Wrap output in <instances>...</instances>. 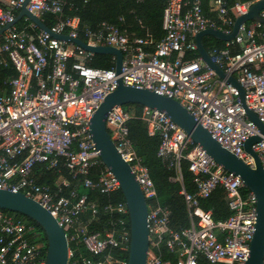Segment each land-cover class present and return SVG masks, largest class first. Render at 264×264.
Listing matches in <instances>:
<instances>
[{"label":"built area","instance_id":"obj_1","mask_svg":"<svg viewBox=\"0 0 264 264\" xmlns=\"http://www.w3.org/2000/svg\"><path fill=\"white\" fill-rule=\"evenodd\" d=\"M26 9L41 18L56 17L50 33L80 39L90 46H106L122 53L121 71L92 68L91 52L49 34L11 26L0 35V64L6 57L16 71L7 93L0 92V189L21 192L45 209L66 233L68 264H127L130 230L123 201L99 207L85 194L72 189L66 196L37 185L30 173L36 164L56 168L62 164L81 187L101 195L120 192L119 182L99 158L90 134V120L120 79L124 86L146 89L178 101L224 149L253 168L254 160L244 150L246 141L259 136L252 146L264 171V134L247 117L238 91L219 79L198 56L193 40L206 29L231 33L233 19L261 0L236 1L230 9L214 0L217 21L206 17L201 0H164L162 37H134L117 25L102 22L96 29H80L79 20L66 17L63 0H9L0 7V30L12 24L14 12ZM264 18V10L259 13ZM239 47L233 52L234 46ZM149 49L148 47H151ZM186 53L194 58L185 59ZM209 57L244 90L245 104L264 128V24L249 22L221 49ZM69 59L73 63L69 65ZM115 62V58L112 57ZM139 119L149 137L157 136L156 157L171 179L186 211L188 226L170 227V210L158 203L148 168L136 153L129 123ZM106 129L121 158L130 165L148 208L149 249L146 264H245L256 223V198L241 179L217 165L164 113L141 107L139 117L127 107L113 108ZM188 163L190 187L184 184L182 162ZM61 184L67 186L64 180ZM217 189L224 192L230 215L214 220L201 202ZM105 216L103 226L91 231V223ZM85 217L89 220L85 221ZM35 231L0 213V264H45L46 248L30 240ZM71 245V246H70ZM83 248L90 256L76 255ZM264 264V256L262 259Z\"/></svg>","mask_w":264,"mask_h":264},{"label":"water","instance_id":"obj_2","mask_svg":"<svg viewBox=\"0 0 264 264\" xmlns=\"http://www.w3.org/2000/svg\"><path fill=\"white\" fill-rule=\"evenodd\" d=\"M26 3L27 1L20 7V11L13 23L2 28L0 34L21 19L26 18L38 30L49 34L53 39L73 43L77 47L94 55L103 54L114 57L115 72L117 74L120 73L122 53L118 49L106 46H90L80 39L70 38L63 34L50 33L41 19L26 9ZM262 10H264V0L252 4L245 14L235 18L230 34H224L220 30L206 29L195 35L197 52L202 62L214 71L219 79L227 81L237 89L240 103L247 117L257 126L260 134H264L263 125L259 122L256 115L247 108L244 90L232 76L226 75L211 60L208 52L203 47L202 38L204 36H211L219 41L230 42L237 36L243 25L249 22L264 24V18L259 16ZM128 105L146 107L164 113L217 165L238 176L246 189L254 194L256 198V223L250 242L249 256L245 264H262L264 256V171L257 154L252 149V146L260 141V137H250L244 145L245 152L254 160V167L251 168L217 143L209 132L195 121L192 115L178 101L159 95L154 91L124 86L119 79L116 89L104 98L92 115L90 134L96 149L99 151V158L102 164L110 170L119 182L120 193L126 204L130 230L127 264H146L149 249L147 228L148 208L130 165L121 158L110 139L105 121L107 114L113 108ZM0 211L20 214L41 228L45 239V264H68L69 245L66 233L50 213L39 206L38 203L21 192L15 193L7 189H0Z\"/></svg>","mask_w":264,"mask_h":264},{"label":"trees","instance_id":"obj_3","mask_svg":"<svg viewBox=\"0 0 264 264\" xmlns=\"http://www.w3.org/2000/svg\"><path fill=\"white\" fill-rule=\"evenodd\" d=\"M66 2L64 7V14L66 17H74L79 20L80 29H96L102 22H108L117 25L120 29L126 30L134 37H144L146 34H151L155 41H158L162 35L161 29V14L164 6V0H63ZM225 7L230 9L236 1L243 0H223ZM209 0H202V11L207 17H213V13L209 12L208 7ZM0 7H5L2 0H0ZM43 24L47 28H51L56 22V17L52 15H45L41 17ZM234 20V17H233ZM29 23L20 21L16 24L18 29L26 28ZM30 33L35 34L36 30L27 29ZM84 40L83 36H79ZM204 49L209 52L213 48L221 49L225 47V42L219 41L211 36H204L202 39ZM239 47L234 46L233 52H238ZM198 56V53L195 54ZM194 56V57H195ZM188 59L193 58L188 54ZM69 65L73 63V59H69ZM89 66L99 69H110L114 66L112 56L95 54L92 56ZM16 77V71L12 64L7 65L0 64V89L9 90V81ZM1 91V90H0ZM135 113V116L139 117L140 106L128 105L125 106ZM129 132L132 144L135 150H138V142L140 137H146V126L139 120L135 119L129 123ZM154 138V137H153ZM154 144L156 146L154 156L145 155L140 157L143 160L144 165L148 168L150 177L155 185L157 191L158 203L170 210V227L174 230L185 228L188 226L186 220V211L182 202V198L178 194L179 185L177 182H173L171 179L174 177L172 170H167L165 166L156 157V150L159 144V139L154 138ZM153 140V139H152ZM153 143V141H152ZM188 163L182 162L181 172L184 178V184L190 187L191 175L187 171ZM30 178L41 186H46L52 193H57L60 189L63 195H67L72 189H75L79 195L85 194L91 201H94L99 207L104 206L107 203H116L123 201V197L120 192L112 195H101L95 191L84 189L76 181L72 179L68 170L60 164L56 168H48L46 164H36L30 173ZM64 180L67 186L62 185L60 182ZM202 208L204 210H210L214 220H223L230 215V211L227 208L224 192L221 189L215 190L208 199L202 202ZM4 215H8L26 225L33 227L35 233L31 235L30 240L33 242L45 244L44 233L41 228L30 219L16 213L8 211H0ZM100 221L98 223L92 222L90 230L98 231L103 226V217L99 215ZM89 220L85 217V221ZM71 246V245H70ZM164 260L169 259L171 264H175L174 257H172L166 249H162ZM82 255L89 257L90 255L81 247L76 255Z\"/></svg>","mask_w":264,"mask_h":264},{"label":"crops","instance_id":"obj_4","mask_svg":"<svg viewBox=\"0 0 264 264\" xmlns=\"http://www.w3.org/2000/svg\"><path fill=\"white\" fill-rule=\"evenodd\" d=\"M3 1V3H4V5H5V7L7 6V3H8V1L9 0H2ZM213 1L214 0H209V2H208V7L210 8L209 9V12L210 13H213V16L215 17V19H212L213 17H208V18H210V19H212V20H216L217 21V15H216V13L212 10V3H213ZM243 1H246V0H243ZM243 1H241V2H243ZM201 3H202V0H201ZM5 7H2V8H5ZM19 11H20V9L19 10H17V11H15L14 12V15H15V17L18 15V13H19ZM204 14V13H203ZM205 15V14H204ZM228 15H229V17L231 18V19H233V17H234V20H235V18H236V16L234 15V13L233 12H231V11H229V13H228ZM207 17V16H206ZM15 19V18H14ZM41 19V18H40ZM234 20H233V22H234ZM20 21H24V22H27V23H29L30 24V22H29V20L28 19H26V18H23V19H21ZM20 21H18V22H20ZM42 21V20H41ZM17 22V23H18ZM16 23V24H17ZM16 24L15 25H13V26H15L17 29H18V27L16 26ZM28 24V25H29ZM27 25V26H28ZM27 28V27H26ZM34 30H36V32L35 33H37L38 31H40V30H38L37 28L36 29H34ZM231 30H232V27H231ZM5 32V31H4ZM3 32V33H4ZM3 33H1V34H3ZM0 34V35H1ZM130 34V33H129ZM147 36H149L150 38H151V40L153 41V42H156L155 41V39L153 38V36L151 35V34H146L144 37H147ZM203 39V38H202ZM193 40L195 41V37L193 38ZM196 43V42H195ZM203 43V42H202ZM226 43V42H225ZM149 49H152V46L151 47H148ZM212 50V49H211ZM210 50V51H211ZM210 51L208 52V55H209V53H210ZM196 53H198L197 51H196ZM188 54H190V55H192L193 56V58H194V54H192V53H186V55H185V59H188L187 57H188ZM199 56V55H198ZM197 56V57H198ZM200 57V56H199ZM192 59V58H191ZM3 60H4V62H2V64L3 65H7L8 63H10V61L6 58V57H3ZM188 60H190V59H188ZM11 64V63H10ZM1 91L0 92H3V93H7L8 92V90L7 89H5V88H3V89H0ZM148 136V135H147ZM149 137V136H148ZM154 138H158L157 136H155ZM153 137H149V138H146V137H140V140H139V142H138V144H139V146H138V150L136 151V153H137V155L139 156V158L142 160V158L140 157V155L142 156V157H144L145 155H148V156H151V157H153L154 156V151H155V148H156V146H155V144H154V140H156V139H154ZM153 139V140H152ZM152 141H153V143H152ZM156 143H157V140H156ZM142 162H143V160H142ZM61 183V182H60ZM203 202V201H202ZM202 202H201V204H202Z\"/></svg>","mask_w":264,"mask_h":264},{"label":"rangeland","instance_id":"obj_5","mask_svg":"<svg viewBox=\"0 0 264 264\" xmlns=\"http://www.w3.org/2000/svg\"><path fill=\"white\" fill-rule=\"evenodd\" d=\"M39 246H45V244H43V243H40V244H38Z\"/></svg>","mask_w":264,"mask_h":264}]
</instances>
